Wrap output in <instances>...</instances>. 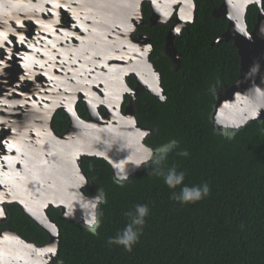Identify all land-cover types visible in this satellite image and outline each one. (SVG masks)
Segmentation results:
<instances>
[{"label":"trees","instance_id":"1","mask_svg":"<svg viewBox=\"0 0 264 264\" xmlns=\"http://www.w3.org/2000/svg\"><path fill=\"white\" fill-rule=\"evenodd\" d=\"M264 1V0H263ZM195 20L177 39L181 60L172 67L158 57L156 69L164 92L162 101L149 94L139 97L135 117L150 134L144 144L156 149L170 140L179 148L169 153L165 167L185 172L184 185L208 183L209 194L194 203L171 199L163 177L138 171L128 181H114L108 164L84 160L81 169L90 186L84 193L104 192L106 203L95 234L59 212L52 218L59 230V264H264V122L248 124L228 139L212 128L215 104L211 86L222 91L240 76V57L232 42L214 43L226 31L225 20L211 16L208 0H198ZM257 10L249 7L245 22L250 32ZM186 150L187 157L177 153ZM123 185V186H121ZM146 204L142 234L132 251L107 243L130 223L125 212ZM15 226L28 228L25 236L44 242L46 236L19 212Z\"/></svg>","mask_w":264,"mask_h":264},{"label":"flooded vegetation","instance_id":"2","mask_svg":"<svg viewBox=\"0 0 264 264\" xmlns=\"http://www.w3.org/2000/svg\"><path fill=\"white\" fill-rule=\"evenodd\" d=\"M197 2L0 0V264L11 257L9 250L26 247L36 253L48 240L22 208L39 221L45 211L56 225L52 213L59 210L47 200L57 190L50 185L59 174L45 138L66 133L75 113L89 121L95 115L88 104L99 117L111 113L106 104L114 103L112 109L118 106L124 116L135 110L143 95H135L138 85L152 89L155 47L158 57L172 56L170 41L176 44L194 23ZM208 2L212 18L224 20V0ZM215 90L216 102L227 89ZM18 212L45 234L44 242L15 226Z\"/></svg>","mask_w":264,"mask_h":264},{"label":"water","instance_id":"3","mask_svg":"<svg viewBox=\"0 0 264 264\" xmlns=\"http://www.w3.org/2000/svg\"><path fill=\"white\" fill-rule=\"evenodd\" d=\"M251 6L258 9V19L253 30L248 32L245 15ZM222 7L224 20L228 22L227 29L211 46L232 42L240 57V76L233 86L218 96L210 115V121L214 130L236 132L250 123L264 122V107H255L253 100L255 95L257 104L264 101L263 0H224ZM171 40L172 56L168 57V60L173 67L177 62L179 64L181 56L175 49V41ZM257 62L260 66L259 71L253 73L251 69ZM152 72L154 87L148 89L138 85L135 95L149 94L162 101L164 92L160 85V74L156 69ZM115 108L103 117L97 116L94 111L95 116L87 122L80 121L75 113V122H70L66 133L55 134L52 137L54 143L73 141L71 152L68 155L67 152L58 153L59 171L62 175L55 185L57 190L53 193L52 208L58 209L65 221L85 229H90L88 220L93 209L91 204H86L80 199L79 193H83L86 197L93 196L84 193V188H88L90 182L81 169L82 162L91 159L106 162L117 183L126 182L144 166L142 164L138 167L137 162L143 159L144 148L148 147L144 144V140L150 131L139 126L135 117L136 108L131 113H126V116L120 114L118 106ZM115 110L118 112L116 113ZM74 124L82 128L86 127V140L76 138L77 132L72 129ZM65 156L70 157V160L66 158L67 166L64 170L61 166V158ZM88 207H90L89 217H86L83 212L87 213ZM22 210L33 223L43 230L48 240L36 253L34 248L30 251L26 247L20 248V252L13 253L9 250L11 257L7 259L8 256H6L4 264H49V262L59 261L57 226L50 222L45 211L39 221L25 208ZM95 211L98 212V208Z\"/></svg>","mask_w":264,"mask_h":264},{"label":"clouds","instance_id":"4","mask_svg":"<svg viewBox=\"0 0 264 264\" xmlns=\"http://www.w3.org/2000/svg\"><path fill=\"white\" fill-rule=\"evenodd\" d=\"M259 63H255L251 71L253 73L259 71ZM255 107H264V101L256 103L255 95L253 96ZM264 132V128L261 129ZM228 139H231L235 133L228 132L224 133ZM179 148V144L176 140H170L167 143L162 144L156 149H151L148 147L144 148L143 159L137 162L138 167L140 165L151 166V171L149 176L155 175L163 177L164 183L170 188L175 189L177 186H181L180 191L173 192L171 199L179 201L181 203H194L206 197L210 192V187L208 183H202L200 185L188 186L184 185L185 172L177 171L175 166L166 168L165 161L169 153ZM180 156L187 157L189 153L186 150H180L178 153ZM127 179V177H124ZM123 186V185H121ZM80 199L86 204H91L93 209L90 219L88 220V226L95 234L96 229L100 225V217L102 213L95 211L100 204L106 203V196L104 192L100 189L97 191V195L93 197H86L83 193H79ZM125 216L128 217L130 223H127L123 230L118 232L114 237H110L107 241L109 245L116 244L123 246L125 251L131 252L132 247L139 240L140 235L143 231V226L145 224V218L149 214V207L146 204H137L131 210L126 211Z\"/></svg>","mask_w":264,"mask_h":264},{"label":"bare ground","instance_id":"5","mask_svg":"<svg viewBox=\"0 0 264 264\" xmlns=\"http://www.w3.org/2000/svg\"><path fill=\"white\" fill-rule=\"evenodd\" d=\"M140 65L138 64V67H139ZM137 67V68H138ZM119 94H120V92H119ZM119 94L115 97V96H113V99H115V101H117V98L119 97ZM114 95V94H113ZM107 105H108V107H107ZM114 108V103L113 104H106V107L107 108H112V107ZM88 107H89V111H90V113H91V115L93 116V110H95V106H90L89 104H88ZM94 107V108H93ZM72 108V107H71ZM67 109L68 111H70L71 112V115H72V109ZM91 121H93V120H91ZM75 122V120H74V118H73V116H72V123H74ZM87 126H90V125H87ZM72 129L75 131V132H77V135H76V138L77 137H80L81 139H83V140H86V127H84V128H82V127H80V126H78L77 124H74V126L72 127ZM47 147H49L50 149H52V150H54V155H55V158H56V160H57V163H56V165H55V167H56V170L55 171H57V175L59 174V176H58V180H59V177L62 175V173H60V171H59V156H58V153H60V152H67V155L69 154V152H71V148H72V146H73V141H66L65 143H54L53 142V140H52V137H51V140H48V138L46 139L45 138V142H43ZM66 157V156H65ZM65 157H62L61 158V166H62V168L65 170V168H66V166H67V164L65 163ZM56 175H55V180L53 181V183H52V185H50V186H52L53 188H55V185H56ZM51 194V193H50ZM52 198H54L53 197V193L49 196V198H48V200H47V202H49V201H51L50 203H52L53 202V199ZM45 203H43V205H44Z\"/></svg>","mask_w":264,"mask_h":264},{"label":"rangeland","instance_id":"6","mask_svg":"<svg viewBox=\"0 0 264 264\" xmlns=\"http://www.w3.org/2000/svg\"><path fill=\"white\" fill-rule=\"evenodd\" d=\"M137 75H138V74H137ZM143 75H146V74H143ZM143 75H142V76H143ZM138 77H140V76L138 75ZM149 83H150V84H149L148 86L151 87V88H153V87H154V81L151 79V81H150ZM141 86H142V85H141ZM215 89H216V88H215ZM215 89H212V92H213ZM214 92H216V90H215ZM95 107H96V106H95ZM107 107H108V105H107ZM111 107H112V106H111ZM93 108H94V107H93ZM112 108H113V107H112ZM112 108L109 107V108H108L109 111H112V110H113ZM93 111H94V110H93ZM92 122L97 123L95 120H93ZM90 126H91V125H90ZM215 131H217V132H221V131H218V130H216V129H215ZM68 159H70V157H68ZM150 167H151V166H150V162H149V166H145V165H144V166L142 167L141 170L148 171ZM141 170H140V171H141ZM84 209H87V208H84ZM85 211H86V210H85ZM89 211H90V207H88V212H87V213H86V212H85V213L83 212V214H84L86 217H89V216H88ZM83 217H84V216H83Z\"/></svg>","mask_w":264,"mask_h":264},{"label":"snow or ice","instance_id":"7","mask_svg":"<svg viewBox=\"0 0 264 264\" xmlns=\"http://www.w3.org/2000/svg\"><path fill=\"white\" fill-rule=\"evenodd\" d=\"M177 31H179V29H177ZM241 31H243V29H241ZM5 39H7V37H5ZM3 62V58L2 57H0V63H2ZM3 214V210H0V215H2Z\"/></svg>","mask_w":264,"mask_h":264}]
</instances>
